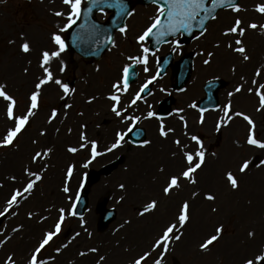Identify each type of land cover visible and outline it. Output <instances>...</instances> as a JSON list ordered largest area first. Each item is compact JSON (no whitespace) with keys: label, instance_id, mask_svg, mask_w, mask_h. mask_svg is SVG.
Wrapping results in <instances>:
<instances>
[{"label":"rangeland","instance_id":"374dc122","mask_svg":"<svg viewBox=\"0 0 264 264\" xmlns=\"http://www.w3.org/2000/svg\"><path fill=\"white\" fill-rule=\"evenodd\" d=\"M84 1L0 0V264H24L31 252L36 253L35 246L55 231L53 208L64 212L65 221L58 229L60 236L37 253L40 264H65L66 258L70 260L66 264H257L264 242V224L261 238L257 233L253 237L257 223H264V80L258 73L261 67L264 70V16L257 19L263 27L256 25L252 37L246 33L236 45L235 34L224 46L220 33L231 19L232 27L236 18L244 24L255 20L241 7L254 8L264 0L238 1L236 13L229 12L225 19L218 14L201 43L192 45L196 47L171 51L175 60L198 55V48L211 50L213 56L205 67L201 61L206 55L194 59L185 91L175 97L172 114L164 121L169 147L165 157L156 159L144 157V148L120 147L113 131L124 126L111 125L114 113L107 111L111 100H124L120 85L112 83L124 69L134 66L140 73L133 90L125 92L130 97L165 55L159 50L151 54L137 38L151 22L153 6L143 11L134 6L109 52L100 62L85 64L64 52L61 43ZM222 21L224 25H219ZM226 45L233 58L224 67L214 65L217 57L228 53ZM172 77L169 70L158 85L168 87ZM73 78L76 82L69 88L65 82ZM210 78L224 80L226 87L218 95L220 109L208 115L198 113L190 102L201 96L200 87ZM159 96L155 92L149 101L163 97ZM99 99L103 107L96 102ZM85 115L94 120L83 135L76 124ZM251 136L260 143L256 149L250 148ZM93 140L104 152L99 158L87 149ZM174 140L180 143L175 145ZM201 152L209 163L199 166L196 156ZM118 156L122 162L110 176L89 179V172ZM42 174L43 180L38 177ZM82 191L87 192L89 207L77 220L68 215V208ZM53 192L62 195L59 200L52 199ZM24 194L29 197L26 204ZM12 198L9 218L4 211ZM102 202L117 217L99 232L97 208ZM38 212L48 220H39ZM36 223L42 232L33 238L28 229ZM24 239L29 242L20 248ZM253 239H257L253 249L243 250Z\"/></svg>","mask_w":264,"mask_h":264},{"label":"water","instance_id":"95a60500","mask_svg":"<svg viewBox=\"0 0 264 264\" xmlns=\"http://www.w3.org/2000/svg\"><path fill=\"white\" fill-rule=\"evenodd\" d=\"M146 1L147 2L155 1L157 3L158 2L161 3V2H163L165 0H141L142 3H146ZM170 1H171V4H172V2H174V4H172V5H175V4L178 5V0H170ZM220 1H223L224 2V1H228V0H220ZM100 2L103 3V4H105V5L99 6V8L102 7L101 9H104V10L107 9L109 11H113L114 12L113 17L111 18L112 19V25H107V28L106 29L107 30L114 31L115 28L122 26V22L124 20V17H126V15L128 14L129 10L131 9L130 8L131 7V4L129 2H126V3H124L125 6H126V8H123L124 7L123 6L124 4L121 3L122 1H120V0H100ZM233 3L234 2H228V3L224 4L223 6H225V5H232ZM92 9H93V11L90 14L87 11H85V13H86V15L88 17L87 19H85L86 21H88V19H90V17L96 11V7L95 8H92ZM173 16L175 18H177V19H183L182 16H179V13H173ZM167 21H168V19H167ZM194 23H197V22L194 21ZM166 26H167V30H168L170 27H169L168 24ZM171 27L174 28V30L177 32L179 30H183L185 28V25L183 24V21H179L178 23L172 24ZM162 30H164V29H162ZM160 37H163V36H160ZM190 37H191V34L184 35V38L189 39ZM72 40H74V39L72 38ZM71 41L69 40V38H67L68 48L69 49H73V48L76 49L85 58L86 57L87 58H89V57L90 58L98 57L100 55V53L102 52L103 48H105L107 46V44L104 45V46L101 45L94 53L90 54V53H88L87 50L92 49V47L95 46V45H93L91 47H77V46H81L80 40H76V43L75 44H72ZM182 67L183 68H182L181 77H185L186 78V76H188V67H187V65L186 66H182ZM207 88L208 89L209 88L212 89V87L210 85H208ZM211 89H209V90H211ZM207 95H211V93L208 92ZM82 211H83V209H82V206H81L80 212H82ZM111 219H112L111 218V215L110 216H107L106 217V220L104 218L103 219L104 223L102 224V222H101V229H103V227H105L104 225H107V223H109L111 221Z\"/></svg>","mask_w":264,"mask_h":264},{"label":"bare ground","instance_id":"6f19581e","mask_svg":"<svg viewBox=\"0 0 264 264\" xmlns=\"http://www.w3.org/2000/svg\"><path fill=\"white\" fill-rule=\"evenodd\" d=\"M223 17H227V13H224V15H223ZM241 26H237L236 27V38L235 39H242L244 36H245V34L247 33V31H248V29L249 30H252V31H254L256 28H255V26L254 25H251L249 28H247L245 25L244 26H242L241 28H242V32H239V28H240ZM229 39H230V37H229ZM227 52L225 51V54H223V56H222V54H221V57L219 56V57H217L218 58V60H217V65L219 64V65H222V67H224V63H226V61L229 59V55L228 54H226ZM225 72V71H224ZM226 74V73H225ZM68 103V102H67ZM110 122H115V120H111ZM47 135H48V133H47ZM46 142H47V140H45ZM73 159V158H72ZM7 165V164H6ZM174 165H177V164H174ZM8 166V165H7ZM16 167H17V165H16ZM42 167H44V166H42ZM2 167H0V169H1ZM45 168V167H44ZM48 169V168H47ZM47 176V175H46ZM41 180H43V178H44V175L42 174V175H39L38 176ZM205 178V177H204ZM54 179H58L57 178V176H54ZM206 179V178H205ZM37 182H38V178H37ZM56 182V181H55ZM33 183H35V181L33 182ZM205 183H207V180H205ZM49 186H51V184H48ZM104 190V189H103ZM102 192V191H101ZM60 195L58 194H56L55 192H53V194L51 195V197H52V199H54V200H59L60 199V197L62 196H60ZM23 199H25V201H24V204H26L28 201H29V197L27 196V195H25L24 194V198ZM8 205H11V203H9V204H7V211L8 212H10L11 210H10V208H8ZM126 205H130V203H128V204H126ZM53 209H56V208H53ZM55 211H58V210H55ZM37 215H38V219L39 220H41V221H43V220H48V218L47 217H44V219H42V217L45 215L43 212H42V214L41 213H37ZM56 215H57V218H59V217H61V213L59 212H57L56 213ZM157 215L155 214V215H153V218H154V220L155 221H157V218L158 217H156ZM98 218V217H97ZM95 221H96V217H95ZM263 224H260L259 226L260 227H258L257 228V232H258V234H261V229L263 228V226H262ZM37 226H39L37 223L36 224H34V226H31V228H29V236H31V237H33V238H35V237H37L38 235H39V233L40 232H42L41 231V227H37ZM46 226V222H44V225H43V223H42V228H44ZM77 232V229L75 230V232L74 233H76ZM126 232H130V231H128V230H126ZM24 241V242H23ZM29 241L27 240V239H24V240H22V242H20V243H18V245H19V247L20 248H22V247H25L26 245H27V243H28ZM253 245H256V240H252V241H250L249 243H248V245L246 246V247H244V249L243 250H245V251H249V250H252L253 249ZM76 246H80V245H76ZM223 246H224V244H223ZM221 248H222V246H220ZM71 248L70 247H68L67 249H65V250H67L66 251V254L68 255L69 254V250H70ZM116 254V253H115ZM62 258H64V257H62ZM62 258H61V260H62ZM67 260L65 261V264L66 263H70V260L68 259V258H66ZM59 263L61 264V261H59ZM48 264V263H47Z\"/></svg>","mask_w":264,"mask_h":264}]
</instances>
